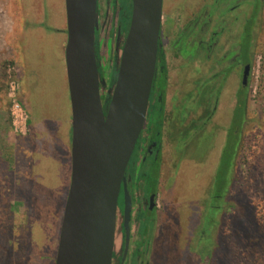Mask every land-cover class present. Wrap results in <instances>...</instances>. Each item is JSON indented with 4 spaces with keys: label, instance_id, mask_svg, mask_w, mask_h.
<instances>
[{
    "label": "rangeland",
    "instance_id": "rangeland-1",
    "mask_svg": "<svg viewBox=\"0 0 264 264\" xmlns=\"http://www.w3.org/2000/svg\"><path fill=\"white\" fill-rule=\"evenodd\" d=\"M114 1L99 0L95 33L104 107L119 56ZM204 1L210 2L163 0L165 92L170 84L180 135L164 153V185L150 244L154 240V253L158 247L162 254L158 264H264V0L242 86L247 102L242 120L232 118L242 64H232L225 81L219 67L233 55L252 3L219 0L203 9ZM203 13L211 14V21L201 31ZM211 31L217 32V61L212 54L205 62L199 39ZM65 43L64 0H0V264H54L70 181ZM212 71L217 76L209 79ZM236 123V152L222 177L218 162L222 152H231ZM6 223L8 234L1 228Z\"/></svg>",
    "mask_w": 264,
    "mask_h": 264
},
{
    "label": "water",
    "instance_id": "water-1",
    "mask_svg": "<svg viewBox=\"0 0 264 264\" xmlns=\"http://www.w3.org/2000/svg\"><path fill=\"white\" fill-rule=\"evenodd\" d=\"M98 0H64L65 74L71 115L70 181L60 220L54 264H112L117 204L123 190L124 252L131 198L126 175L144 127L161 48L163 0H130L127 30L118 26L114 83L104 107L96 55ZM122 35V44L120 38ZM249 64L243 70L246 84Z\"/></svg>",
    "mask_w": 264,
    "mask_h": 264
},
{
    "label": "flooded vegetation",
    "instance_id": "flooded-vegetation-1",
    "mask_svg": "<svg viewBox=\"0 0 264 264\" xmlns=\"http://www.w3.org/2000/svg\"><path fill=\"white\" fill-rule=\"evenodd\" d=\"M98 2L99 0L97 1V8H98ZM213 6L214 5H212L211 7ZM210 21H211V14L208 15V13H203L202 19H201V25H200L201 27L199 29L202 31L203 27ZM124 34L125 33H123L122 35ZM216 34H217L216 31H211L206 37V40H203L201 38L199 39L201 43H204L203 49L205 52V55H204L205 62L211 60L212 54L215 56L214 61L215 60L217 61L216 58H217L218 51L216 49L214 50V46L217 43ZM122 35L120 38V47L122 44ZM160 35H161V31H160ZM117 53L118 52H116V54ZM225 54H222L223 56L221 57L223 59L222 62H224ZM234 59L235 57L232 55L230 57V60L227 61L226 65L223 63L222 67L221 66L219 67V71L223 76L222 79H224V81L228 79V76L230 75V69H231L230 67H232V64H242L240 82L242 86H245L246 84L245 85L242 84L243 70L246 64H249V69H250V62L235 63L233 62ZM215 66L217 67L218 65L216 64ZM199 69L197 70V72H201V69L200 70ZM216 73L212 71L211 75L208 78L213 79L215 76H217ZM248 74H247V77H248ZM155 76H156V71H155ZM208 78L204 77V80L205 79L207 80ZM246 81H247V78H246ZM101 98H102V101L105 100L103 99L102 96ZM163 108H164V105H163ZM210 113L213 114V111ZM146 118H145V123H144L143 130L141 132V135L138 138L136 145L134 147V150H133L134 152L136 146L138 145L137 143L139 141L140 144L137 149V152H138L137 160L135 161V163L131 161L133 157V153H132L128 166L126 168V175L130 176V180L127 182V189H128V192L131 198V209H130V217H129L130 232H129L128 247H127V251L125 255L123 256L125 232H124V227H123V223H124L123 190L121 188L119 196H118V204H117L116 234H115V240H114L112 264H158L162 261V254L159 253L158 247L154 249L155 253L153 251V247H155V241L153 240V242H151L150 244V240H152L153 234H154V227L156 228V225H157L156 223L157 222V211H158L157 209L158 208V204H157L158 192L157 191L159 187V174H160L159 167L162 161L161 160V147H160L159 154H157L154 149L155 144L154 143L150 144L148 142L147 140L148 136H146L147 133H145L144 131L145 124H146ZM205 119L207 118L205 117ZM133 164L135 165L134 172L131 171V167H130ZM142 224L144 225V228L141 227ZM155 236H156V233H155ZM146 242L148 243L145 244ZM154 256L159 257V258H155L156 262H155Z\"/></svg>",
    "mask_w": 264,
    "mask_h": 264
},
{
    "label": "trees",
    "instance_id": "trees-1",
    "mask_svg": "<svg viewBox=\"0 0 264 264\" xmlns=\"http://www.w3.org/2000/svg\"><path fill=\"white\" fill-rule=\"evenodd\" d=\"M197 1L200 0H195V3L197 5ZM210 2L208 3L207 1H204L202 4H200V8H205V4H209L210 6H212L215 2L217 3L219 0H209ZM261 0H248V3H252L250 6L252 7L250 10V14H248L247 18H244V23L242 24V26L240 25V27H242L241 32H240V37L238 39V42L236 43V45H234V49L233 51V56L235 57L234 61L235 63L240 62V63H247L251 61L252 58V46H253V39H254V23H255V19H256V14H257V9H258V5L259 2ZM117 6H118V10H117V14H118V22L119 25L121 27V30H124L126 32L127 27H128V23H129V18H130V11H131V1L130 0H115L114 1ZM187 5V4H186ZM192 6H194V3H192ZM191 6V7H192ZM185 7V6H183ZM188 7V6H186ZM208 7V6H207ZM200 10L196 11V14L199 12ZM196 17V16H195ZM239 29V27H237ZM124 32V33H125ZM160 41V40H159ZM96 42V39H95ZM161 42V41H160ZM95 50H96V55H97V50H98V45L96 42V46H95ZM119 56L117 57L118 60ZM116 60V61H117ZM98 70H99V74L100 77L102 76V70L101 67L98 65ZM116 70H117V63H115V65L113 66V68L111 69V82H110V86L114 83L115 80V75H116ZM167 82V65H166V60H165V56H164V51L162 49V47L158 50V54H157V62H156V76L154 78L153 81V87L150 93V98H149V106H148V110H147V118H146V124H145V128L144 131L145 133H147L146 136L147 140L150 144H155V152L157 154H159L160 151V145H161V129H162V125H163V105H164V92H165V85ZM244 87H240V89L237 91V95H236V104L235 107L233 109L232 112V118L234 117H239V119H243L244 117V113L246 111V94L244 92ZM245 95V96H244ZM231 118V120H232ZM235 121V119H233ZM241 123V121H240ZM238 124H234V134L232 136V140H233V144H232V149L231 152H229V154L226 156L224 155V153L222 152L220 159H219V166L221 163V172H222V177H224L226 174H228L229 172V167L231 164V160L232 157L234 156L235 152H236V145L238 143V135L236 133V128H237ZM145 136V137H146ZM138 145L135 148V151L133 152V157L131 159L132 162L135 163V161L137 160V149L139 147V141L137 143ZM131 164V163H130ZM217 164V166H218ZM131 171L133 172L135 169V165H131ZM227 186V184H226ZM222 188V187H221ZM221 190L220 194L223 196V191ZM219 207V206H218ZM5 224V223H4ZM3 224V225H4ZM2 231L6 234L10 233V225H8V223H6V225L2 226ZM30 237H27V242L28 239ZM201 259V258H200ZM4 264V263H1Z\"/></svg>",
    "mask_w": 264,
    "mask_h": 264
},
{
    "label": "crops",
    "instance_id": "crops-1",
    "mask_svg": "<svg viewBox=\"0 0 264 264\" xmlns=\"http://www.w3.org/2000/svg\"><path fill=\"white\" fill-rule=\"evenodd\" d=\"M171 85L169 84L166 88V95L164 96V111H163V125H162V129H161V164H160V174H159V187H158V194H157V199H158V195L159 192H161L160 190L163 189V185H164V168H163V162H164V157H165V152H169V147L170 145L174 144L172 142H174V136H179L180 132V119H176V121H179V124H175L174 121V111H175V104L173 102V96H172V92L169 95V89H170ZM184 119L182 121V123L185 126V116L187 117V113L184 112ZM173 116V117H172ZM182 126V125H181ZM70 127H71V122H70ZM177 128V129H176ZM174 129H176V131L174 132ZM71 134V133H70ZM71 136V135H70ZM176 145V144H174ZM70 180V179H69Z\"/></svg>",
    "mask_w": 264,
    "mask_h": 264
}]
</instances>
